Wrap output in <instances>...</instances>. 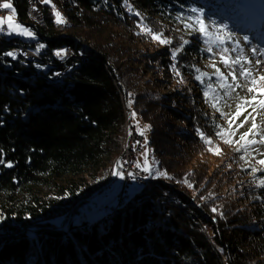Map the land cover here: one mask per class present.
I'll return each mask as SVG.
<instances>
[{
    "label": "trees",
    "instance_id": "trees-1",
    "mask_svg": "<svg viewBox=\"0 0 264 264\" xmlns=\"http://www.w3.org/2000/svg\"><path fill=\"white\" fill-rule=\"evenodd\" d=\"M39 1L47 17L34 28L40 62L7 56L30 48L0 36V264H264V187L256 179L264 173L249 171L254 164L237 151L231 162L249 167L189 168L206 145L197 130L209 139L232 130L231 145H239L246 129L225 120L247 107L250 93L222 91L204 65L211 57L197 18L218 0H51L64 24L51 2ZM16 8L26 24L25 1ZM67 46L89 57L58 83L56 68L41 66L58 67L55 52ZM171 82L176 91L163 93ZM127 101L137 133V119L150 128L158 170L108 215L68 222L63 215L113 176L128 139ZM231 182L237 189L225 193Z\"/></svg>",
    "mask_w": 264,
    "mask_h": 264
},
{
    "label": "rangeland",
    "instance_id": "rangeland-1",
    "mask_svg": "<svg viewBox=\"0 0 264 264\" xmlns=\"http://www.w3.org/2000/svg\"><path fill=\"white\" fill-rule=\"evenodd\" d=\"M18 2L19 0H14V2H6L11 3L15 9L14 13L8 9L10 12L8 17L12 16L14 24H20L24 28H27L33 33V36H22L16 34L15 32L9 35L7 31L0 32V36H5L7 40L18 39L27 43L30 50L36 54L39 59H41L38 56V53L41 49H43L44 46H39L37 49L33 47L34 44L40 42V37L38 36L36 30L31 27V25L24 24L19 20L18 11L16 8V4ZM218 2L220 5H215L214 9L203 10L201 16L199 15V18H197L199 28L201 27L200 21L202 20L204 22L206 32L201 33L199 31V33L202 36L204 48L211 57L208 62L204 63V65L205 68L210 70L209 73L211 74L208 76L209 79L220 81L216 72L217 68L220 69V71L224 73L225 76H227V81H225V83L232 84L233 87L221 88L220 86L222 91L233 94H235L236 91L248 92L247 88L252 87V85L250 80L246 79L241 73L245 69H253L254 75H256L257 78L260 74H264V72L260 71L261 69H264V56L260 55V53L264 52V0H218ZM51 5L53 6L54 17L56 20L55 13L60 11L54 6V4H52V2ZM198 13H200V11ZM60 14L64 18V15L61 12ZM5 24L7 25V19L5 20ZM4 25L0 27L4 28ZM64 33L65 32H63V35ZM221 40L225 41V43L220 44L219 41ZM140 47L144 48V44ZM224 48H227L228 51L224 52ZM253 49H256L257 51L254 53L252 51ZM81 51L83 55H86L83 50ZM57 53L60 52H55V59L59 61V65L63 64L64 62L58 58L59 55H57ZM223 58H227L229 60V66H226L223 63ZM235 59H239L240 64L231 63ZM257 60L261 61L259 66L255 65V61ZM249 61H252L253 63H249ZM34 62H40V60H36ZM41 68L43 69V66H41ZM233 70H235L238 80L234 81L231 75H229V73H231ZM150 76L153 77V74H150ZM221 83L222 81H220V85ZM238 84L243 86L238 87ZM171 85V88L165 87L161 91L166 94L170 91H176V83L171 82ZM214 86H217L218 88L217 84L212 83L211 91H213ZM257 87H259V85H257ZM253 95H256V93H250V96H244L242 99L244 101L250 100ZM257 98L261 99L264 97L258 96ZM260 111L261 110L257 106V113H260ZM249 112H251V109L249 110V108L248 111L242 112V115L236 117V119L232 121V125H235L236 122H238V124L242 123L245 119V116H248ZM257 113H253V115L256 116V123L258 125L257 131L259 132V135L249 136L248 139L259 140L261 136H264V115ZM228 120H225V122H228ZM251 120L252 119L249 118L248 122L243 124L246 126L244 133L248 132V130L251 128ZM136 127L139 135H141V132L144 133V135H141L143 137V152L138 155L137 162L139 169L147 174V179L149 180L151 176L154 175L158 170V161L154 155V149L152 148L151 141L149 139L150 128L148 125L139 121V119H137ZM233 135L234 132L229 130L228 132L224 133V139H230L233 141ZM211 140V145L206 144L205 148L200 153H198V155H195L194 160L189 165V168H206L208 169V173H213L221 169L235 172L240 169L241 166L245 169V166L248 165L249 167V164L253 163L254 167L249 171H252V169H258L261 171L254 172L255 174H261V172L264 173V166H261L258 163L260 159H264V156H258L253 150L259 149L264 152V145L257 144L248 146L246 158H249L251 162L246 160L241 162V164H238L237 162H231V159L233 158V154L236 152V149L243 145L244 141L241 140L239 145H231L225 144L221 136L218 138H212ZM209 148H211L212 151H208ZM217 149H220L219 154H216ZM145 167H147L149 171H145ZM252 176L253 174L247 173L245 176L241 177V183H246V181H248ZM256 179L260 180L258 178ZM124 184L125 178L122 174L121 176H118L117 179L109 187L104 189L98 196L92 198L89 202L86 201L83 206H77V211L72 210L71 213H65L63 217L65 219L68 218L70 221L74 215H77V219L79 221L87 220L89 223H93L95 220L102 218L104 215H108L117 207V205L123 206L131 195L139 192L142 188V185L138 184L136 178H133V181L129 187H126ZM257 184L260 185V181L257 182ZM237 187L238 186L236 182H231L226 187L225 193L230 194L236 190ZM97 208H99V211L97 213L93 212V210H96ZM64 218H59L58 220L62 221Z\"/></svg>",
    "mask_w": 264,
    "mask_h": 264
},
{
    "label": "snow or ice",
    "instance_id": "snow-or-ice-1",
    "mask_svg": "<svg viewBox=\"0 0 264 264\" xmlns=\"http://www.w3.org/2000/svg\"><path fill=\"white\" fill-rule=\"evenodd\" d=\"M44 3H50L51 0H43ZM0 7H2L3 9H9L11 10L13 13L15 12V9L13 8L12 4L11 3H3L2 5H0ZM192 11H196V9H192ZM137 16L140 15V13H135ZM56 15V23L57 24H64L66 23V21L64 20V18L61 16L60 12H56L55 13ZM5 24V20L0 18V26H3ZM200 24H201V27L199 29V31L201 33H205L206 32V28L204 26V22L201 20L200 21ZM3 31H7L9 35H11L13 32H15L16 34L18 35H22V36H28V37H32L33 36V33L31 31H29L27 28H24L22 25L20 24H14L13 23V19H12V16H9L7 18V28H3V27H0V32H3ZM147 32L148 34L152 35V39L153 40H157L159 41V43L161 44H168L169 41L167 39H164V38H161V35H157V34H153L152 32V29L151 28H148L147 29ZM185 43H187V41H185ZM220 44H224L225 41L221 40L219 41ZM42 47V45H41ZM211 51V50H210ZM224 52H227L228 49L227 48H224L223 49ZM254 53L257 51L256 49H253L252 50ZM7 56H10V57H13L15 59V54L13 52H7L6 53ZM57 55H60V53H57ZM261 56H264V52L260 53ZM175 56H176V52L173 51V54H172V58L175 59ZM223 63L226 65V66H229V60L227 58H223ZM231 63L233 64H240V60L239 59H235L233 60ZM249 63H253L252 61H249ZM261 63V61L257 60L255 61V65L259 66V64ZM261 72H264V69H261L260 70ZM216 72L218 74V79L220 81H222L221 83V88H232L233 85L232 84H227L225 83V81H227V76L224 75V73H222L220 71V69H216ZM179 74V73H177ZM242 75L245 76L246 79H249L250 80V83L252 85V87H248L247 88V91L249 93H256V95H253L251 97L250 100H246L244 101V104L247 106V107H243V108H240L238 107L236 113H235V116L232 117V119L228 120V124L229 126L231 127L232 125V121L234 119H236V117H239L240 115H242V112L244 111H248V108H251V112L248 113V116H245V119L244 121L240 124V127H243V124L244 123H247L248 122V119L251 118L252 119V124H251V128L248 130V132L244 133L243 135H241L240 137V140L244 141V144L241 145L239 148L236 149L237 152H243L244 154H247L248 153V146L250 145H257V144H262L264 145V136H261L259 140H256V139H248L249 136H252V135H259V132L257 131V128H258V125L256 123V116L253 115V113H257V106L259 107V109L261 110L260 113H257V114H260V115H264V98H261V99H258L257 97H264V74H260L257 78L256 75H254V72H253V69H245L242 73ZM229 75H231L232 79L235 81V80H238V76L236 75L235 73V70H233L231 73H229ZM197 79H199V77H197ZM257 85H259V87H257ZM238 87L240 86H243V85H237ZM214 108L216 107L215 104L212 105ZM217 111H220L218 108H217ZM132 117L135 118L136 116V113L133 112L132 114ZM221 115H224L223 113H221ZM198 131V134L200 136V139L203 140L206 144L208 145H211L212 144V140L207 138L205 133L203 132H199ZM141 135H144L143 132L140 133ZM216 135H219L221 136V138L223 139V142L225 144H232L233 141L230 140V139H224V134L222 131H218L216 133ZM254 151H257L259 152V149H253ZM208 151H212L211 148L208 149ZM220 152V149H217L216 150V154H219ZM260 155L264 156V152H261ZM240 159H245V155H241L239 157ZM0 163H3V161H0ZM258 163L261 165V166H264V159H260L258 161ZM7 167L11 168L13 165L11 163H8L6 165ZM137 167H139V165H137ZM145 171H149V169L147 167H145L144 169ZM253 172H258V171H261V170H258V169H252ZM117 175H121V173L119 171L116 172ZM260 186L264 187V177H261L260 179ZM189 187H192L191 184H189ZM211 211L213 213H216L218 211V209L216 207H213L211 209Z\"/></svg>",
    "mask_w": 264,
    "mask_h": 264
},
{
    "label": "bare ground",
    "instance_id": "bare-ground-1",
    "mask_svg": "<svg viewBox=\"0 0 264 264\" xmlns=\"http://www.w3.org/2000/svg\"><path fill=\"white\" fill-rule=\"evenodd\" d=\"M26 2V0H24ZM34 2L35 6H40V15L36 14L32 11H29L26 8V24L31 25L32 27H34L35 29H41L43 27H45L47 25V17H46V12L45 9L42 7V5L40 4L39 0H32ZM14 2V0H13ZM0 18L6 20L7 19V15H0ZM7 28V27H4ZM2 37V36H1ZM67 50H70L73 52V54L76 56V58H81L79 63H72L70 64V60H71V52L70 51H63L61 54V61H63V64H60L58 67L54 65V67L56 68V72H55V79L56 82L61 83L63 82V77L68 75L69 73H71L72 71H74L75 69L79 68L82 64L83 61H87L88 60V55H83L81 50H77L73 47L67 46L65 47ZM26 54H19L17 55V58L15 57L14 60H20L22 59L25 62H33L36 60H41L39 59L37 56H32L29 54H33V52L29 49H27L24 46H16L12 49L11 52H24ZM66 64H69L68 67L66 68ZM53 68L52 65L50 64H45L43 65V70L48 71L51 70ZM131 140H132V135L130 137L129 142L125 145L124 151H123V162L126 160L127 154L130 151L131 148ZM122 162V163H123ZM147 177V174H146ZM148 181L147 178H144L142 182H140L139 184H145Z\"/></svg>",
    "mask_w": 264,
    "mask_h": 264
},
{
    "label": "built area",
    "instance_id": "built-area-1",
    "mask_svg": "<svg viewBox=\"0 0 264 264\" xmlns=\"http://www.w3.org/2000/svg\"><path fill=\"white\" fill-rule=\"evenodd\" d=\"M6 2H13V0H0V5H2L3 3ZM26 7L29 11H32L36 14L40 15V6H35L34 2L32 0H26ZM9 10L8 9H3L2 7H0V15H7L9 14ZM4 27H7V25L5 24ZM63 51H70L67 50L66 48H62L60 49L58 52H60V55L58 56V58L61 60V54ZM71 52V60H70V64L72 63H79L81 58H76V56L73 54L72 51ZM15 57L17 58V55L19 54H26L25 51L24 52H14ZM32 56H36V54H29ZM50 64L54 67V64L52 63H47ZM69 64H66V68L68 67ZM143 152V137L140 136L136 129H134L132 131V140H131V148L130 151L127 154L126 160L122 163L123 168L121 170L122 174L124 175L125 178V186L129 187V185L132 183L133 178H136L138 184L140 182L143 181L144 178L146 177V173L142 172L139 167H137L138 162H137V158L138 155H140Z\"/></svg>",
    "mask_w": 264,
    "mask_h": 264
},
{
    "label": "water",
    "instance_id": "water-1",
    "mask_svg": "<svg viewBox=\"0 0 264 264\" xmlns=\"http://www.w3.org/2000/svg\"><path fill=\"white\" fill-rule=\"evenodd\" d=\"M32 27V26H31ZM34 28V27H33ZM125 94L127 93V91L124 89ZM127 96V95H126ZM127 99V98H126ZM127 109H128V120H127V131H128V139L126 144L129 142L130 137L132 135V131L135 129V127L132 125V109L129 105V102L127 101ZM123 153L122 155L117 159L116 163H115V167H114V171H113V176L111 178V180L109 181V183L103 187H101L99 190H97L90 198L86 199L87 202H89L92 198L96 197L97 195H99L104 189H106L107 187H109L116 179L119 175L116 174L117 171L121 172L123 165ZM69 222V220H68Z\"/></svg>",
    "mask_w": 264,
    "mask_h": 264
}]
</instances>
